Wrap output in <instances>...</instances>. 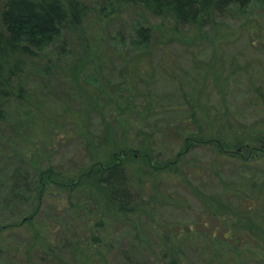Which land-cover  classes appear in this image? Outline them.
<instances>
[{
	"label": "rangeland",
	"instance_id": "1",
	"mask_svg": "<svg viewBox=\"0 0 264 264\" xmlns=\"http://www.w3.org/2000/svg\"><path fill=\"white\" fill-rule=\"evenodd\" d=\"M83 1L92 14L30 59L22 98L0 125V209L14 202V172L27 177L18 196L41 206L34 226L4 230L0 264H264L256 236L235 243L223 232L238 218L205 205L223 198L249 212L264 239V157L248 152L256 139L264 152V2L197 30L138 8L107 19L97 0ZM140 26L150 34L141 47ZM205 141L247 152L219 154ZM114 164L134 195L126 216L89 179ZM27 207H10L0 226L28 218Z\"/></svg>",
	"mask_w": 264,
	"mask_h": 264
},
{
	"label": "trees",
	"instance_id": "2",
	"mask_svg": "<svg viewBox=\"0 0 264 264\" xmlns=\"http://www.w3.org/2000/svg\"><path fill=\"white\" fill-rule=\"evenodd\" d=\"M263 2L264 0H97L96 6H98L97 8L103 17L107 19H113L125 11L138 8L158 18H170L177 26L201 30L214 25L216 16L219 14L235 8L244 10L254 3ZM92 12L93 8L83 0H3L0 10V125L6 122L9 123L10 111L15 107L13 105L22 98L25 85L23 79L26 78L30 59L50 45H55L63 40L65 36L76 33ZM137 32L141 40L137 46H146L150 41L149 31L140 26ZM185 140L186 144L194 145V138L187 137ZM258 141L259 139H256L254 143L250 144L251 147L248 152L252 151V154L257 153L260 157H264V152L260 153L258 150ZM212 142L205 141L207 144L214 145L219 154H224L226 149V153L230 152L227 154H232L239 158L244 156L243 152H247V150H243L242 153H238L236 148L242 147L241 145L234 144V151H231L232 149L224 143ZM188 144L187 148L189 147ZM199 144H203V142L201 141ZM228 149L230 151H227ZM90 172L89 179H93L94 186L100 193V201L105 200L106 204L118 214L126 216L133 213L135 200L127 181L124 166L114 164L107 169H100L97 172L91 170ZM13 174L12 177L15 183L10 190V195L13 198L10 201L14 202L10 204L9 209H0V225L1 216H4L5 213L10 216L15 214L12 212V208L16 210L15 208L24 209V207L28 206L29 216L27 214L28 218L21 220L19 215H16L14 217L16 220L11 221V224L4 227L0 226V250L4 230L21 228L26 224L34 226L37 213L40 210L39 202L34 205L32 202L35 201L31 198H26V194L18 196L23 193L21 188L25 189L24 193L29 192V189L25 186L27 183L26 175L21 172L16 175L15 172ZM43 175L44 172H41V177ZM45 178H47L46 181L49 184L55 176L50 172ZM65 180L63 178V181ZM221 199L223 198H220V200L211 198L210 201L205 202V205L210 204L215 207V211L212 213L214 216L222 215L231 216L230 218L234 219L238 218V222L234 220V224L233 221L228 222L229 224H226L228 231L223 233L230 234V238L235 243L238 242L237 238L244 239L249 237L253 239V235H255L257 241L262 244L258 251V256L260 261L264 263V239L258 228L261 224H254L255 222L249 212L247 213L242 208L234 209L229 202ZM6 205L8 204H3L2 206ZM10 207L12 208L10 209ZM241 218H245L251 225L249 226L246 223L243 228H240V225H242L239 222ZM223 226V229H225V224ZM70 237H74V235ZM92 240L96 247H101L98 250L103 252L104 248L100 245L101 241L99 238L94 236ZM38 241V245L44 249V254L49 255L50 258L55 256L56 250L50 247L52 244L49 240L44 238ZM34 245L33 243L32 246L34 247ZM235 248H231L233 252L236 251ZM179 263L174 257L169 262V264Z\"/></svg>",
	"mask_w": 264,
	"mask_h": 264
},
{
	"label": "water",
	"instance_id": "3",
	"mask_svg": "<svg viewBox=\"0 0 264 264\" xmlns=\"http://www.w3.org/2000/svg\"><path fill=\"white\" fill-rule=\"evenodd\" d=\"M262 148H263V145H262Z\"/></svg>",
	"mask_w": 264,
	"mask_h": 264
}]
</instances>
